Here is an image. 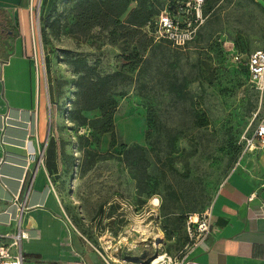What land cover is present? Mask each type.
<instances>
[{
    "label": "rangeland",
    "instance_id": "374dc122",
    "mask_svg": "<svg viewBox=\"0 0 264 264\" xmlns=\"http://www.w3.org/2000/svg\"><path fill=\"white\" fill-rule=\"evenodd\" d=\"M76 1L35 5L28 42L46 89L54 141L40 152L57 167L58 212L110 264L180 257L191 246L188 215L209 208L264 118V88L245 63L264 48V0H212L196 38L180 47L156 40L150 24L129 29L126 14L74 32ZM175 1L147 3L161 13ZM86 68L114 84L93 86L103 104L82 109Z\"/></svg>",
    "mask_w": 264,
    "mask_h": 264
},
{
    "label": "crops",
    "instance_id": "0c3cea01",
    "mask_svg": "<svg viewBox=\"0 0 264 264\" xmlns=\"http://www.w3.org/2000/svg\"><path fill=\"white\" fill-rule=\"evenodd\" d=\"M33 4L0 0L15 30L0 49V241L9 243L4 234L20 225L28 233L24 264H106L107 257L71 232L59 214L57 167L49 168L44 159L35 163L49 123L46 89L28 44ZM209 208L211 232L184 264H264V145L240 157Z\"/></svg>",
    "mask_w": 264,
    "mask_h": 264
},
{
    "label": "built area",
    "instance_id": "2783aa9c",
    "mask_svg": "<svg viewBox=\"0 0 264 264\" xmlns=\"http://www.w3.org/2000/svg\"><path fill=\"white\" fill-rule=\"evenodd\" d=\"M207 0H178L174 5L162 10L153 25V35L158 41L171 44L173 46H185L196 38L202 25L207 19L204 5ZM33 5L39 4L41 0H32ZM236 61H242V54H234ZM251 79L260 88H264V48H259L251 52L245 59ZM248 147L246 150L255 148L257 145H264V118L255 128L253 134L247 139ZM40 152V156H41ZM43 158L41 156L40 161ZM19 197H16V201ZM21 209L24 204H20ZM187 235L191 242L190 248L180 257L168 256L155 264H184L189 252L199 246L207 239L212 228V213L210 208L202 211L191 212L186 220ZM3 234H0V238ZM10 238L9 243L0 241V264H24L25 254L23 251V239L28 233L19 225L15 233L4 234ZM157 259V258H156ZM154 259L153 262L156 260ZM106 264H110L104 258ZM152 262V264H153Z\"/></svg>",
    "mask_w": 264,
    "mask_h": 264
},
{
    "label": "trees",
    "instance_id": "16d2710c",
    "mask_svg": "<svg viewBox=\"0 0 264 264\" xmlns=\"http://www.w3.org/2000/svg\"><path fill=\"white\" fill-rule=\"evenodd\" d=\"M136 1L137 4L131 7L132 0H77L73 5L75 18V22L72 24L73 31L87 33L97 25L109 26L115 22H120L119 18L123 14H126L125 23L127 27L132 29L134 32H139L140 28L149 24L153 28L154 21L160 13L153 12L152 9L148 8L147 0ZM177 1H175V3ZM211 8L212 0H207L204 5L205 13H207ZM41 30L43 31V28H41ZM14 33L15 30L13 24L10 22V14L8 10L0 8V49H5V41L14 35ZM138 54L140 53L138 52L137 55ZM85 71L86 73L82 75L81 83L79 85L80 94L77 101L79 108L88 109L101 106L103 103L101 102L99 96H97V91L93 92L90 89L96 85L104 92H107L114 84L112 82L113 77L109 75L106 77H100L97 80H91L88 69L86 68ZM84 81L85 84L88 83V86L83 84ZM49 91L50 98H52L53 88L51 85H49ZM104 92H101L100 94H104ZM83 96L86 97L84 101L81 100ZM52 141L54 140L50 137L49 142Z\"/></svg>",
    "mask_w": 264,
    "mask_h": 264
},
{
    "label": "water",
    "instance_id": "95a60500",
    "mask_svg": "<svg viewBox=\"0 0 264 264\" xmlns=\"http://www.w3.org/2000/svg\"><path fill=\"white\" fill-rule=\"evenodd\" d=\"M51 128H52V125H51V122H50L49 123V126H48V137H50Z\"/></svg>",
    "mask_w": 264,
    "mask_h": 264
},
{
    "label": "bare ground",
    "instance_id": "6f19581e",
    "mask_svg": "<svg viewBox=\"0 0 264 264\" xmlns=\"http://www.w3.org/2000/svg\"><path fill=\"white\" fill-rule=\"evenodd\" d=\"M162 258H164V256H163V255H160V256L157 257V259L153 262V264H155L156 262H158V261H159L158 259H162Z\"/></svg>",
    "mask_w": 264,
    "mask_h": 264
}]
</instances>
